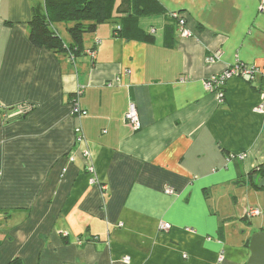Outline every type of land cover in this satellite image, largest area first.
Wrapping results in <instances>:
<instances>
[{"label":"crops","instance_id":"crops-1","mask_svg":"<svg viewBox=\"0 0 264 264\" xmlns=\"http://www.w3.org/2000/svg\"><path fill=\"white\" fill-rule=\"evenodd\" d=\"M157 1L164 13L137 21L152 41L106 22L72 55L29 41L43 0H0V264L247 260L250 235L263 229L242 223L263 196L245 181L264 163L261 77L225 79L221 99L205 83L236 62L264 73V2ZM53 25L68 44L69 25ZM78 90L80 120L70 114ZM130 101L136 130L124 119Z\"/></svg>","mask_w":264,"mask_h":264},{"label":"trees","instance_id":"trees-1","mask_svg":"<svg viewBox=\"0 0 264 264\" xmlns=\"http://www.w3.org/2000/svg\"><path fill=\"white\" fill-rule=\"evenodd\" d=\"M162 13L164 8L157 0H43L42 4L32 8L27 22L28 39L33 45L54 53L77 55L82 49L84 34L94 32L101 23L110 22L118 26L114 31L121 37L132 35L136 39L152 41V35L145 33L137 21ZM167 17L176 28L177 20L170 17V13ZM55 23H70L68 44L54 29ZM167 30L173 32L171 26ZM245 181L252 189L264 191V163L248 173ZM6 264L23 263L19 258H13Z\"/></svg>","mask_w":264,"mask_h":264},{"label":"built area","instance_id":"built-area-1","mask_svg":"<svg viewBox=\"0 0 264 264\" xmlns=\"http://www.w3.org/2000/svg\"><path fill=\"white\" fill-rule=\"evenodd\" d=\"M262 1L264 2V0ZM170 17L175 18L177 20L176 30L180 35H182L183 37L191 36L190 30L187 29L186 27L185 20L179 15V13L171 12ZM98 43L99 41L96 40L95 45ZM88 54L94 57L95 50L94 49L89 50ZM218 57H219V52L217 51L214 52L211 56L206 57V61L213 62L214 58H218ZM256 75H260L261 77L260 91L262 94V99L261 102L254 108V111L258 113H262L264 112V73H262L255 67H249L242 63L236 62L232 66L227 67L221 74L213 76L209 80H207L205 83V88L207 90H214L218 98L221 99L223 97V92L221 89L224 85L225 79L230 78L232 76H238V77H247L248 79L252 80ZM79 94L80 91L79 90L76 91V93L71 99V104H70V114L73 115L77 120H80V118L86 115V111L80 107L78 101ZM2 109L3 107L0 104V111H2ZM124 119L134 130L140 127L135 103L131 101L129 102L127 111L124 115ZM74 135H75V144L77 143L78 145H80L85 143V138L82 132V128L80 126V122L76 123L74 127ZM82 155L84 159L86 160L90 159V152L88 151L87 148H84L82 150ZM242 157L243 156H241L240 158ZM70 159L73 160V156H71ZM88 170L90 173L94 171V166L92 163H89ZM167 192H172V191L168 189ZM260 214L261 211L256 207H250L244 211V217L246 218L256 217L259 216ZM168 227L169 225L167 223H160V229H167ZM124 261L128 262L129 257H125Z\"/></svg>","mask_w":264,"mask_h":264},{"label":"water","instance_id":"water-1","mask_svg":"<svg viewBox=\"0 0 264 264\" xmlns=\"http://www.w3.org/2000/svg\"><path fill=\"white\" fill-rule=\"evenodd\" d=\"M247 248L249 255L244 264H264V229L250 235Z\"/></svg>","mask_w":264,"mask_h":264},{"label":"rangeland","instance_id":"rangeland-1","mask_svg":"<svg viewBox=\"0 0 264 264\" xmlns=\"http://www.w3.org/2000/svg\"><path fill=\"white\" fill-rule=\"evenodd\" d=\"M35 1L37 2V0H35ZM66 25H70V23H67ZM62 32H63V30H62ZM63 34H64V32H63ZM262 193H263V196L261 195V199L259 202L256 203V205H258V207L261 209L262 214H263L264 213V191H262ZM262 220H263V223H260V221H262ZM242 223L244 224L245 227L249 226L253 229H256L259 227L264 228V214L262 215V217L250 218L247 222H242Z\"/></svg>","mask_w":264,"mask_h":264}]
</instances>
